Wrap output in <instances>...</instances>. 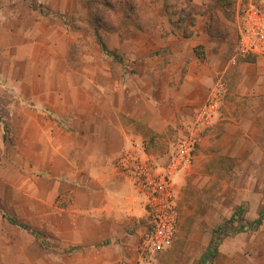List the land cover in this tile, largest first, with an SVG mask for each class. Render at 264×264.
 Returning <instances> with one entry per match:
<instances>
[{
	"label": "crops",
	"instance_id": "crops-1",
	"mask_svg": "<svg viewBox=\"0 0 264 264\" xmlns=\"http://www.w3.org/2000/svg\"><path fill=\"white\" fill-rule=\"evenodd\" d=\"M0 1L1 10L10 11L16 4ZM184 2L200 10L199 20L187 33L174 28L175 33L161 37L157 25L152 33L137 31L132 48L127 47L132 35L102 33L108 47L130 62L133 73L122 66L113 72L105 61L98 77L79 79L73 69L75 81L66 79L70 68L63 65L61 79L49 82L46 63L36 82L29 73L14 84L0 77V264L132 260L149 215L146 196L123 168L122 155L134 150L151 157L160 170L169 154H147L144 139L151 133H166L184 120L191 105L202 102L217 80H236L233 99L234 93L264 90V56L237 59L228 49L232 30L214 23L216 17L225 16V5L220 0ZM251 4L264 7V0ZM18 5L24 13L21 24L32 13L39 30L49 28L41 2L33 7L31 0H22ZM77 5L86 15L83 0L54 8L68 12ZM84 20L88 24V18ZM196 46H201L202 58ZM225 93L222 90L211 122L221 114ZM192 167L178 170L179 186H185ZM214 229L199 264H207L208 251L216 252L209 248ZM243 263L245 258H239L237 264Z\"/></svg>",
	"mask_w": 264,
	"mask_h": 264
},
{
	"label": "rangeland",
	"instance_id": "rangeland-1",
	"mask_svg": "<svg viewBox=\"0 0 264 264\" xmlns=\"http://www.w3.org/2000/svg\"><path fill=\"white\" fill-rule=\"evenodd\" d=\"M14 1L16 6L13 5L10 11L0 9V19L6 18L0 24V71L1 68L3 70L0 77L5 82L10 80L11 84L22 82L28 73L36 82L43 63L49 66L46 79L51 83L61 79L63 65L70 68L66 79L74 81L78 76L73 69L78 71L79 79L88 75L98 77L102 75L101 67L105 61L111 64L113 72L120 66L131 69L130 62L125 61L120 51L112 54L103 52L97 43V35L102 37L106 30L130 38L139 30L152 33L157 25L161 37L175 33L174 28L187 33L199 20L200 12L185 5V0H83L88 6L85 15L78 5L68 12L54 8L70 6L80 0H31L33 7H37V2L42 3L43 15L47 18L49 28L39 30L32 13L28 14L24 24L20 23L24 13L18 8V3L22 0ZM161 2L165 3L164 7ZM221 2L225 5V16L216 17L214 23L232 30L233 37L228 36L227 41L233 54L237 43L238 15L251 5V0ZM83 18H88V24L83 23ZM134 38L127 47L132 48ZM64 52L67 54L65 57L62 55ZM251 58L237 57L242 61ZM114 77L113 73L115 80ZM216 83L221 92L224 89L226 92L221 114L211 122L216 114L212 113L202 139L195 145L191 163L185 165L193 166V171L186 176L185 186H179L175 180L181 168L172 174L177 224L171 240L157 252L142 251L138 242L134 258L125 263L199 264L207 252L204 246L209 241V233L216 226L228 225L236 210L241 211L246 220L253 221L263 209L264 90L249 95L234 93L236 98L233 99L231 95L237 85L236 80L225 77ZM210 89L202 102L191 105L184 120L170 127L166 133H156L160 136V143L155 148H166L164 152L149 154L144 151L156 157L174 151L188 133L191 123L200 117L198 112L206 103ZM232 100L234 102L231 103ZM142 128L144 130L145 125ZM152 134L155 133L144 139V148H154L150 140ZM168 162L169 155L161 165L166 166ZM217 241L216 252L208 251L207 264H237L239 258H245L243 264H264V219L257 227L252 225L243 231L230 232Z\"/></svg>",
	"mask_w": 264,
	"mask_h": 264
},
{
	"label": "built area",
	"instance_id": "built-area-1",
	"mask_svg": "<svg viewBox=\"0 0 264 264\" xmlns=\"http://www.w3.org/2000/svg\"><path fill=\"white\" fill-rule=\"evenodd\" d=\"M235 49L236 57L264 56V7L251 4L238 15ZM220 100L221 89L216 85L198 112L200 117L191 123L188 133L169 154L168 164L160 170L151 157H142L134 150L122 155L123 168L136 178L140 190L146 196L149 227L139 241L138 248L142 251L157 252L171 240L177 224L172 174L191 163L192 151L202 139L205 126L212 113L217 111Z\"/></svg>",
	"mask_w": 264,
	"mask_h": 264
},
{
	"label": "trees",
	"instance_id": "trees-1",
	"mask_svg": "<svg viewBox=\"0 0 264 264\" xmlns=\"http://www.w3.org/2000/svg\"><path fill=\"white\" fill-rule=\"evenodd\" d=\"M221 1V0H220ZM226 3V2H225ZM221 5H224V2H221ZM224 9V8H223ZM97 39V43L100 47V49L105 52L106 54H112L113 53V50H111L107 44L105 43V41L103 40V38L100 36V35H97L96 37ZM198 50H201V46H196L195 47V51L196 53L202 58L204 55L201 51H198ZM150 140L153 144V149H150V148H147L145 146V151L149 154H161L162 152H164V150L166 149H162V150H157L155 148L156 145H158L160 143V136L158 134H152L150 136ZM264 219V207L263 209L259 212V216L254 219L253 221H249V220H246L243 216V213L241 211H234L233 214L231 215V218L229 219V224L226 225L225 227L220 224L219 226H217L215 229H214V237H213V240H212V244L210 245V250H216V247H217V244H218V239H220L221 237L225 236V235H228L230 232H239V231H243L245 229H247L249 226H252L254 225L255 227H257L261 222L262 220ZM11 222L13 223H16L15 220H11ZM224 227V228H223ZM37 234V237H38V234L39 232H35ZM41 243L43 244H46L44 239H41Z\"/></svg>",
	"mask_w": 264,
	"mask_h": 264
}]
</instances>
